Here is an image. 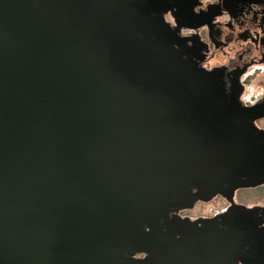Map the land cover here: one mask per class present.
I'll return each instance as SVG.
<instances>
[{
	"label": "water",
	"instance_id": "obj_1",
	"mask_svg": "<svg viewBox=\"0 0 264 264\" xmlns=\"http://www.w3.org/2000/svg\"><path fill=\"white\" fill-rule=\"evenodd\" d=\"M194 5L0 0V264H264L233 199L264 184V99L199 66L164 17Z\"/></svg>",
	"mask_w": 264,
	"mask_h": 264
},
{
	"label": "flooded vegetation",
	"instance_id": "obj_2",
	"mask_svg": "<svg viewBox=\"0 0 264 264\" xmlns=\"http://www.w3.org/2000/svg\"><path fill=\"white\" fill-rule=\"evenodd\" d=\"M193 10L191 11V18H187L183 15L178 16L179 24L175 23V20L169 12H167L164 17L167 22L173 27H178L177 30L181 36H189L187 39V44L192 45L196 51L195 60L199 63V66L205 68L206 70H214L221 74L227 87H230L232 83L237 82L239 85V97L243 94L246 87H248V82L253 78V76L258 75V70L253 72L252 75L244 78V73L249 71L252 65V60H245L243 53H237L236 59L230 61L228 64H213L211 68L205 67L204 65L213 57L216 56V51L213 50L214 46L217 50H223L227 41L231 38V34L225 39H220L222 30L218 26L219 22L215 21L217 15L222 14V9H227L229 15L233 18H239L241 15L248 14L253 17L254 20L260 19L264 21V0H195ZM199 6V11H194V8ZM189 15V14H186ZM169 16L171 19H169ZM212 17V18H211ZM209 18L207 21L206 19ZM177 24L179 26H177ZM193 25L194 28H188L186 26ZM227 26L232 28L233 22L229 20ZM206 28V32L202 29ZM264 31V30H262ZM207 35L208 40L204 39ZM238 37L241 40L250 41L251 44L255 45L259 42L260 45H264V35L259 33H253L248 29L238 33ZM211 41V45L208 43ZM260 61H264V55L259 57ZM239 82V83H238ZM259 83L264 84V74H260ZM249 91L251 89L249 88ZM264 99V95L260 97L256 102H261ZM242 102V101H241ZM255 102V103H256ZM251 105V101L247 104ZM264 116L259 117L255 120V125L259 128H264Z\"/></svg>",
	"mask_w": 264,
	"mask_h": 264
},
{
	"label": "clouds",
	"instance_id": "obj_3",
	"mask_svg": "<svg viewBox=\"0 0 264 264\" xmlns=\"http://www.w3.org/2000/svg\"><path fill=\"white\" fill-rule=\"evenodd\" d=\"M194 11H199V6L194 8ZM169 19L171 17L169 16ZM232 20L233 27L229 28L227 26V22ZM215 21L219 22L218 26L222 30V34L219 37L220 39H225L231 34V38L227 41L223 50H217L212 46L213 50L216 51V56L210 59L204 66L211 68L213 64H228L230 61L236 59L237 53H243L245 60H252V65L249 68V71L244 73V78L252 75L253 72L258 70V75L253 76V78L248 82V87L245 88L243 94L237 100L238 103L241 101L244 104H247L251 101V103H255L260 99L262 95H264V84L259 83V75L264 74V61H260L259 57L264 55V45H260L259 42L253 45L250 41L241 40L238 37V33L248 29L253 33H259L260 35H264V21L260 19L254 20L251 15L244 14L239 18H233L229 15L227 9H222V14L217 15L215 17ZM202 31L206 32V28L202 29ZM205 40H208L207 35L204 36ZM211 45V41H208ZM223 81V80H222ZM225 94L228 95V87L227 84L223 81ZM249 88L251 91H249ZM264 227V224L260 225ZM238 264H242V262H238Z\"/></svg>",
	"mask_w": 264,
	"mask_h": 264
},
{
	"label": "rangeland",
	"instance_id": "obj_4",
	"mask_svg": "<svg viewBox=\"0 0 264 264\" xmlns=\"http://www.w3.org/2000/svg\"><path fill=\"white\" fill-rule=\"evenodd\" d=\"M262 122H264V120ZM234 201L248 206L260 207L264 212V185L246 187L239 189L237 192L235 191ZM227 205L228 201L225 198L220 195H216L209 201L195 202L192 207L183 209L181 214L182 216H189L191 218L198 216L209 217L217 211L223 210ZM262 224H264V216Z\"/></svg>",
	"mask_w": 264,
	"mask_h": 264
}]
</instances>
